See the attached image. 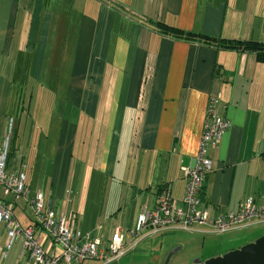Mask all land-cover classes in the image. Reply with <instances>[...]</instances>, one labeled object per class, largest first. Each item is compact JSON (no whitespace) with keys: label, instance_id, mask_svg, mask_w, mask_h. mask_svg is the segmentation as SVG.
<instances>
[{"label":"crops","instance_id":"0c3cea01","mask_svg":"<svg viewBox=\"0 0 264 264\" xmlns=\"http://www.w3.org/2000/svg\"><path fill=\"white\" fill-rule=\"evenodd\" d=\"M75 1L84 7L77 41L69 49L68 78L58 82L61 95L48 93V105L40 110L38 91L21 95L13 74L0 75L1 142L10 117L17 134L7 145L11 158L6 171H23L29 188L25 199L14 202L7 196L4 201L21 226L34 220L29 203L34 192H42L45 205L57 213H76L82 233L100 228L104 242L114 228L132 227L143 208L154 206L164 185L180 200L186 184L181 168L194 164L211 95L218 97V112L230 126L209 148L212 166L203 182V199L220 212H235L250 196L261 199L264 60L243 48L177 38L158 24L214 38L264 42L259 7L264 0ZM17 2L0 0V55L9 57L12 49L14 56L31 54L39 79L44 72L42 67L36 75L41 54L64 45H54L49 29L54 15L45 12V0H32L33 8L21 16ZM42 25L47 29L41 32ZM65 25L58 21L56 29ZM37 125L45 133L37 132L33 147ZM114 187L121 193L116 205L106 208ZM0 226V264H32L21 255L22 235L10 240L5 225ZM252 231L259 237L264 225ZM240 242L236 239L224 250L238 248Z\"/></svg>","mask_w":264,"mask_h":264},{"label":"built area","instance_id":"2783aa9c","mask_svg":"<svg viewBox=\"0 0 264 264\" xmlns=\"http://www.w3.org/2000/svg\"><path fill=\"white\" fill-rule=\"evenodd\" d=\"M217 102L218 97L214 95L208 98L194 164L181 168L186 179L181 199H174L169 185H164L152 208H143L134 225L126 231L121 227L114 228L105 242L101 238L100 228L82 233L77 225L76 213L59 214L45 205L42 192H34L29 200L34 220L21 226L12 205L4 198L11 196L14 202L25 199L29 188L23 171H6L8 136H5L0 145V185L3 195V199L0 198V225H5L7 237L12 240L22 235L21 255L26 254L32 264H82L86 260L111 264L135 247L146 233L155 235L168 230H191L196 224L207 227L211 232L222 233L235 227L264 222V196L261 199L248 197L235 212H220L203 199V182L212 166L209 148L220 142L230 126V121L218 112ZM12 121L11 117L7 120L8 133L11 132Z\"/></svg>","mask_w":264,"mask_h":264},{"label":"rangeland","instance_id":"374dc122","mask_svg":"<svg viewBox=\"0 0 264 264\" xmlns=\"http://www.w3.org/2000/svg\"><path fill=\"white\" fill-rule=\"evenodd\" d=\"M17 1L18 5L20 4L21 7V9L18 10L19 16H21L24 10L27 11L33 8L32 0ZM242 1L244 2L245 0ZM252 5L255 6V3H252ZM83 7L82 3L75 0H69L67 5H62L59 0H53L51 3L50 1L48 3V0H45V12H51L54 15L53 21L49 24L51 33H54V45H58V41L59 44L64 45L61 48L58 46L52 51H50V48L48 47V50L44 51V54H41L36 75H39V72L43 67L44 72L46 71L45 78L43 77L44 72H42V75H39V79L35 77V57H32L31 54L23 53V51H21L14 56V51L12 49L9 57H3V55H0V75L1 77L6 75L5 71L9 74H13L12 76H15L16 78V81L13 84L16 86L20 85L19 94L22 93L21 95H28L32 91H38L40 97L39 105L41 106L48 105V101L46 100L48 93L49 95L51 93L61 95L63 85L61 84V86H58V82L61 81L64 83L68 78L67 66L72 59V53L69 49L72 48L71 46L77 41L78 25L80 22V14L83 12ZM259 7L261 8V20L264 21V2L259 3ZM246 8L249 10L248 5ZM70 17L72 18L70 19ZM58 21L65 23V27L57 30L56 27ZM44 28L47 29V25H42L40 31L42 32ZM58 32L63 33L58 34ZM52 40L53 36L49 37L50 44ZM50 70L53 73L52 76L49 74ZM48 75H50L49 78H47ZM13 90H15V88ZM20 105H23L24 107L27 106L26 102H20ZM44 108L45 107L42 106L39 109L43 110ZM2 119L3 118H0V125L2 124ZM13 120L15 119L13 118ZM14 122L15 121H12L11 123V132L9 133L6 124L2 136L3 140L5 136H8V146L13 144L17 137L15 132L16 122L15 124ZM39 128V125H37L33 147L36 143L37 132L39 131L38 134L45 133V129L40 130ZM1 135L2 131L0 132V143H2ZM40 149H44L43 142L40 145ZM8 151L10 152L9 149ZM48 152L50 154V149ZM104 190L107 192V187H105ZM111 191V197L110 199H107L105 204L106 208H112L115 206L118 196L121 193L118 187L111 188ZM128 200L129 198L126 199V203ZM92 210L93 208H88L89 212ZM87 215L89 216L91 214L86 213V216ZM260 225H264V222L235 227L222 233H216L203 231L207 227L196 224L191 230H168L167 232L157 233V235L146 233L137 241L135 247L129 249L124 256L111 264H163L167 254L176 247H179V249L171 256L168 264H190L196 258L203 260L212 256L213 253H224L227 251L224 249L233 246L234 244L232 243L235 242L236 239L240 238L242 241L240 243H243L238 244L239 246L244 245V241H246L245 243H249L250 241L255 240L258 236L257 233L252 230L259 228ZM15 240L13 241L15 242ZM18 240L19 239H17V242H19ZM82 264H102V262L86 260Z\"/></svg>","mask_w":264,"mask_h":264},{"label":"water","instance_id":"95a60500","mask_svg":"<svg viewBox=\"0 0 264 264\" xmlns=\"http://www.w3.org/2000/svg\"><path fill=\"white\" fill-rule=\"evenodd\" d=\"M173 248L166 256L163 264H168L171 256L178 251ZM190 264H264V234L238 248L213 255L205 259H194Z\"/></svg>","mask_w":264,"mask_h":264},{"label":"trees","instance_id":"16d2710c","mask_svg":"<svg viewBox=\"0 0 264 264\" xmlns=\"http://www.w3.org/2000/svg\"><path fill=\"white\" fill-rule=\"evenodd\" d=\"M159 28L164 33H171L172 36L182 39L197 40L203 43L211 45H220L225 49H238L243 48L245 50L253 51L256 54L258 60H264V42L259 41H243L237 39H225V38H214L205 34L196 33L192 31L178 30L172 26L164 24H158ZM10 146V145H9ZM11 152L6 150V161L11 158Z\"/></svg>","mask_w":264,"mask_h":264}]
</instances>
